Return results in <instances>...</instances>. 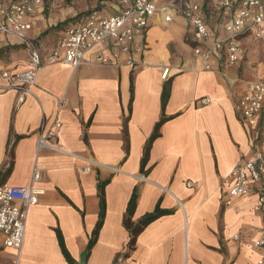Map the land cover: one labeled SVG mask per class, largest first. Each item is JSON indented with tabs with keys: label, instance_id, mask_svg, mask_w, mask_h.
<instances>
[{
	"label": "crops",
	"instance_id": "crops-1",
	"mask_svg": "<svg viewBox=\"0 0 264 264\" xmlns=\"http://www.w3.org/2000/svg\"><path fill=\"white\" fill-rule=\"evenodd\" d=\"M12 2L0 0V5ZM120 9L116 0L111 11L93 13L107 17ZM45 10L43 5L25 18L32 25L27 38L38 41L44 62L32 94L20 103L18 92L0 89V187H29L37 167L42 175L37 188L44 192L29 210L19 264H69L58 232L79 264L100 219L99 184L106 181L104 222L86 264H257L254 241L264 230V212L255 211L254 196L228 203L226 183L252 155L256 133L241 119L238 103L248 83L264 80L263 63L242 65L250 50L246 39L254 38L239 40L244 57L238 64L216 58L213 70H206V62L194 55L191 25L181 18L165 25L156 17L146 51L135 55L144 63L141 69L95 63L96 50L72 68L47 59L64 32L43 34L67 18H47ZM204 17L223 40L229 16L207 3ZM104 50L111 56L110 48ZM0 51V71L28 67V53L17 36L0 31ZM205 97L210 103L198 104ZM163 116L167 121L142 173L145 147ZM56 119L62 124L60 149L39 150L43 121L50 127ZM260 125L264 129V110ZM134 192L135 223L158 206L167 214L144 229L125 258L130 234L123 220ZM3 253L10 257L0 263L12 264L14 253L2 248L0 236Z\"/></svg>",
	"mask_w": 264,
	"mask_h": 264
},
{
	"label": "built area",
	"instance_id": "built-area-1",
	"mask_svg": "<svg viewBox=\"0 0 264 264\" xmlns=\"http://www.w3.org/2000/svg\"><path fill=\"white\" fill-rule=\"evenodd\" d=\"M117 1L121 6L117 14L101 17L92 13L67 29L58 47L47 57L48 61H60L77 68L86 61L88 53L96 50L93 60L95 63L117 67L126 64L135 70L141 69L144 63L136 61L135 55L146 51V37L151 21L156 17H160L165 25L178 18L191 25L195 44L194 55L206 62V70H213L212 61L216 58L224 60L229 66L238 64L244 57V49L239 43L242 37L251 36L259 41L264 40V0ZM207 3L229 16L223 40L217 39L206 23L204 10ZM43 5V0H19L6 7L0 5V31L17 36L29 56L25 70L0 71V89L18 92L20 103L32 94V88L36 85L38 74L44 66L35 44L27 38L32 25L25 22L27 16L34 15ZM104 48L111 49V56L105 54ZM169 72V68L163 70L164 80L168 78ZM197 102L204 106L210 103V99L205 97ZM62 106L63 103L58 109ZM263 110L264 80L248 83L238 103V111L245 125L256 133L252 155L245 162L238 164L226 178L229 186L228 203L232 199L254 196V209L257 212H264V129L260 125ZM61 128L62 124L58 119L50 127L43 121L38 133V149L59 150ZM89 170L87 168L85 171ZM41 180V171L35 167L29 187H0V236L2 248L14 253L12 264H19L29 210L39 203L44 193L37 188ZM254 246L259 252L257 264H264V230L258 233Z\"/></svg>",
	"mask_w": 264,
	"mask_h": 264
},
{
	"label": "trees",
	"instance_id": "trees-1",
	"mask_svg": "<svg viewBox=\"0 0 264 264\" xmlns=\"http://www.w3.org/2000/svg\"><path fill=\"white\" fill-rule=\"evenodd\" d=\"M17 1H19V0H16L14 2H17ZM70 22H72V20L66 21L62 25H66ZM56 28H58V26ZM48 33H49V31H46V33H44L43 36H46ZM2 53H3V51H0V55ZM167 100H168V95L164 93L163 100H162L163 109L166 106ZM166 121H167V119L163 116L162 119L160 120V122L156 125L154 133H153L152 137L150 138L149 142L147 143V145L145 147L144 156L142 159V168H141L142 173L145 172V168H146V165L148 162V158H149V154H150V151L152 148V144L160 136V133H159L160 128ZM107 184H108L107 181L101 182L99 184V197H100V207H101L100 219H99V222L97 224L96 230L94 232V237H93L92 241H90V244L88 246V250L85 254V257L88 256L91 248L96 243V240L99 236V232L103 226L104 217H105V210H106L105 187ZM137 199H138L137 193L134 192V194L132 195V198L129 201V204H128V207L126 210V214H125L124 220H123L124 227L126 228V230L130 234V241L128 244V252L125 254V256H124L125 258H128L129 254L135 250L138 236L144 231V229L148 225H150L151 223L156 221L158 218H160L161 216H164L167 214V212L162 211L160 209V207L158 206L156 208V210L154 211V213L146 215L140 221L135 223L133 221V216H134V213H135L136 207H137ZM58 239H59V244H60L62 253H63L64 257L66 258V260L68 261V263L69 264H75L74 261L72 260V258L70 257L68 251L66 250L63 238L59 232H58Z\"/></svg>",
	"mask_w": 264,
	"mask_h": 264
},
{
	"label": "rangeland",
	"instance_id": "rangeland-1",
	"mask_svg": "<svg viewBox=\"0 0 264 264\" xmlns=\"http://www.w3.org/2000/svg\"><path fill=\"white\" fill-rule=\"evenodd\" d=\"M16 1V0H13ZM45 15L47 18L51 15L53 17H57V15H65L66 20L62 23H59L57 26L58 28L52 27L48 31L51 32H65L67 29L72 27L73 25L79 23L84 17L92 14L93 12H103L104 9L107 11H111V5L114 4L116 0H43ZM70 15L77 13L74 17L68 18V14ZM63 17V16H61ZM72 20V22L62 25L66 21ZM247 40V41H246ZM245 41L249 45L248 57L244 59L242 65H251L255 68L257 65L261 63L264 64V40H257L252 38H248ZM244 41V42H245ZM33 42V41H32ZM34 44H38V41ZM22 47L25 49L24 45ZM26 51V49H25ZM251 61V62H250ZM7 259L10 257L9 253H3L0 255V258ZM12 260V258H11Z\"/></svg>",
	"mask_w": 264,
	"mask_h": 264
},
{
	"label": "water",
	"instance_id": "water-1",
	"mask_svg": "<svg viewBox=\"0 0 264 264\" xmlns=\"http://www.w3.org/2000/svg\"><path fill=\"white\" fill-rule=\"evenodd\" d=\"M79 264H86V258H85V256L82 258V260L80 261Z\"/></svg>",
	"mask_w": 264,
	"mask_h": 264
}]
</instances>
